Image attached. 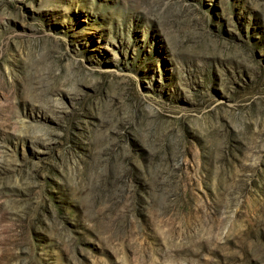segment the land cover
Returning <instances> with one entry per match:
<instances>
[{
	"label": "rangeland",
	"instance_id": "obj_1",
	"mask_svg": "<svg viewBox=\"0 0 264 264\" xmlns=\"http://www.w3.org/2000/svg\"><path fill=\"white\" fill-rule=\"evenodd\" d=\"M0 264H264V0H0Z\"/></svg>",
	"mask_w": 264,
	"mask_h": 264
}]
</instances>
